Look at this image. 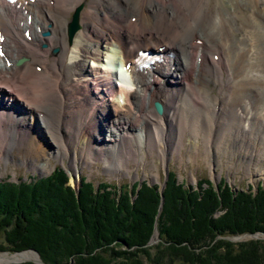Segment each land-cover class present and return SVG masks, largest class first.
<instances>
[{
	"label": "bare ground",
	"instance_id": "bare-ground-1",
	"mask_svg": "<svg viewBox=\"0 0 264 264\" xmlns=\"http://www.w3.org/2000/svg\"><path fill=\"white\" fill-rule=\"evenodd\" d=\"M87 1L0 0L12 61L0 57V160L22 146L28 168L45 169L39 160L48 155L68 160L76 177L90 156L109 170L145 158L143 147L166 160L188 135L190 155L203 149L211 158L221 148L247 159L251 174L264 169V0H218L220 8L212 0H90L70 40L68 15ZM144 47L176 55L146 74L132 71L133 85L117 95L116 69L128 74L123 65ZM34 258L1 253L0 264Z\"/></svg>",
	"mask_w": 264,
	"mask_h": 264
},
{
	"label": "trees",
	"instance_id": "trees-1",
	"mask_svg": "<svg viewBox=\"0 0 264 264\" xmlns=\"http://www.w3.org/2000/svg\"><path fill=\"white\" fill-rule=\"evenodd\" d=\"M68 182L60 167L0 181V251L36 250L47 264H264V238L231 239L264 233V182L236 192L202 177L187 187L173 170L163 192L146 181L138 189L82 177L78 190Z\"/></svg>",
	"mask_w": 264,
	"mask_h": 264
},
{
	"label": "rangeland",
	"instance_id": "rangeland-1",
	"mask_svg": "<svg viewBox=\"0 0 264 264\" xmlns=\"http://www.w3.org/2000/svg\"><path fill=\"white\" fill-rule=\"evenodd\" d=\"M89 1L90 0H88L85 5H79L83 7L82 11L80 12V24L82 21L81 19L83 18L84 12L86 10V6H88ZM212 4L219 7L220 1L212 0ZM75 9L71 11L70 15H68L69 21L72 19L73 13L75 14ZM71 80H74L73 76L71 77ZM83 87H85V85ZM77 88L79 89L78 92L81 90V93L78 94L82 98L81 94L83 89H80L79 87ZM89 89L92 92L89 91L88 93L86 91V93L92 95L93 91L95 92V89H97V85L95 84V86H90ZM106 133H108L107 130L105 134ZM44 142L47 148L51 149L52 143L47 142L46 140ZM100 143H101V139L98 144L101 145ZM184 143L185 146L183 149L176 150L174 153L169 154L166 160H162L161 156L159 157L160 154L159 148L155 147L149 149L147 147L146 148L143 147L142 155L145 156V158H139V159L131 158L129 160L128 166H123L121 170L120 169L109 170L107 169L103 158L99 160V158L97 159L94 156H90L92 165L87 164L83 167V170L81 171L79 170L78 174L80 175V178L79 175H77L76 177L73 176L74 173L73 170L71 169L68 160L62 162L57 157L49 158L48 155H42L39 160L42 164L44 165L46 164L45 169L43 170L30 169L27 167V164L23 162L25 160V148L22 146H16L10 155V159L7 162L0 160V181H4V180L15 181V182L26 181L37 177L47 176L56 167H62L66 169V171L70 176V181L68 182L69 184L73 182V179L75 180L76 178L75 181H77L80 180L82 176H85L89 180L94 182L95 185H98L99 182H108V183L111 182V183H116L117 185L122 184L124 186L131 183H137L142 179L143 181H147L148 183H152L155 185L158 184L160 188L164 182L165 173L168 165L170 169H173L174 171L177 172L179 181L184 182L187 187L188 186L196 187L199 183V180L202 177H209L216 184L219 183L222 178H225L226 182L229 185H231V187L235 190L237 188L247 189L249 185H251L253 189L256 190L257 184L259 182H264V169L263 166H261L260 164L256 167V170H254V174H251L249 171L250 167L247 166L248 165L246 161L247 159L245 160L241 156L240 157H238L237 155L232 156L229 153L224 152L221 148L218 151L214 152V154L211 155V158H209L205 154L203 149H200L198 151V154L196 155H190L189 152L190 137L188 135L185 136ZM107 159L111 161L112 157L110 155H107ZM157 174H160V177L158 179L156 178ZM257 233L260 234H257L256 236L264 238V233L262 232H257ZM242 235L243 234L237 235V239L235 240L242 241L251 238H256L254 236H242ZM158 238H159V232L156 229L153 237L151 238L152 240H154L152 244H156ZM231 239L233 240V237H231ZM5 241L6 239L4 237V233L2 230H0V248H2V246H6ZM28 252H34V251L28 250ZM1 253H8L10 255H13L15 252H11L10 250L4 249L0 251V254ZM34 259H28V260L25 259V261L15 260L5 264L22 263L29 261L34 262ZM69 264H73V261H71Z\"/></svg>",
	"mask_w": 264,
	"mask_h": 264
},
{
	"label": "water",
	"instance_id": "water-1",
	"mask_svg": "<svg viewBox=\"0 0 264 264\" xmlns=\"http://www.w3.org/2000/svg\"><path fill=\"white\" fill-rule=\"evenodd\" d=\"M80 9H81V8H79V9L76 11V13H75L74 16H73V20H72V22L70 23V27H69V36H70V39L73 38L74 34L76 33V31H77V30L79 29V27H80V25H79V11H80ZM21 62H22V61H20V63H21ZM155 106H156V110H157L158 113H163L164 108H163V106H162L161 103H159V102H155ZM73 186L75 187V184H74ZM164 187H165V186H164ZM164 187L161 189L162 192H163V190H164ZM163 197H164V196H163ZM249 234H250V233H245V234H243L242 236H254V237L258 238V236H256V235H257V234H260V233L250 234V235H249ZM235 239H237V236L233 237V240H235ZM158 240H159V238H158ZM235 241H236V240H235ZM153 242H154V240L151 239V241L149 242V244H152ZM25 251H28V250H25ZM32 251L36 252L37 255H38V258L34 259V262H36L37 264H46V263L41 259L40 254H39L36 250H32ZM22 252H24V251H18V252H15L13 255H15V254H20V253H22ZM23 261H25V260H23Z\"/></svg>",
	"mask_w": 264,
	"mask_h": 264
}]
</instances>
